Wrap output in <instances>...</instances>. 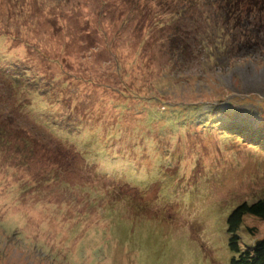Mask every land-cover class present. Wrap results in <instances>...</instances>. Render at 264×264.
Instances as JSON below:
<instances>
[{"label": "rangeland", "instance_id": "374dc122", "mask_svg": "<svg viewBox=\"0 0 264 264\" xmlns=\"http://www.w3.org/2000/svg\"><path fill=\"white\" fill-rule=\"evenodd\" d=\"M263 129L264 0H0V264H230Z\"/></svg>", "mask_w": 264, "mask_h": 264}, {"label": "trees", "instance_id": "16d2710c", "mask_svg": "<svg viewBox=\"0 0 264 264\" xmlns=\"http://www.w3.org/2000/svg\"><path fill=\"white\" fill-rule=\"evenodd\" d=\"M21 75L17 73V74H12V76L11 75L9 76L10 80L12 81V83H14L13 85L15 87H18V84L21 83ZM26 86L29 85L26 84ZM194 113L195 110L188 108L184 111H181L179 113V116H176L177 118L173 119V121L182 120V123L180 122L181 124L179 125V127L182 128L183 122L186 123V121H188L189 119L190 122H192V119L190 117H192ZM148 114L150 115V113ZM150 118L151 117H149V119ZM227 119L229 122H223L224 119H221L220 121L217 122L207 121L200 125H202L203 127L209 130L212 129L216 130L219 136L226 135L228 137H233L237 140L240 138L242 139V141L246 139L248 140L249 131L247 127L244 124L237 125L233 123L229 119V117H227ZM46 124L52 125L54 127L56 126L51 121H47ZM52 132L55 133L56 130H53ZM255 135H257L258 138H256ZM252 138H253L252 143L248 141L250 144L248 142H244V144L245 145L249 144L254 148H257L264 152V131L262 133L259 132L253 134ZM245 216H253L264 220V200L259 198L258 200L250 204L247 202H242L238 204L227 216L226 233L228 237V250L230 252V264H264V238L255 240L254 242L252 241L248 244L241 242V238L240 235L238 234V231L243 224L242 222Z\"/></svg>", "mask_w": 264, "mask_h": 264}]
</instances>
